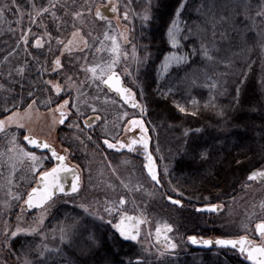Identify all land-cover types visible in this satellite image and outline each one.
I'll return each mask as SVG.
<instances>
[{"label":"trees","instance_id":"16d2710c","mask_svg":"<svg viewBox=\"0 0 264 264\" xmlns=\"http://www.w3.org/2000/svg\"><path fill=\"white\" fill-rule=\"evenodd\" d=\"M2 1L0 0V4ZM52 1L56 2V0ZM102 1L93 0L89 4L94 2L98 4ZM182 1L189 7L180 19L181 32L186 34V30H191L192 33L191 39L183 42L188 45V48L183 50L189 51L192 44H195L198 50L201 47L205 48L211 59L199 53L190 57L187 64L179 68L177 65L171 67L161 78L156 71H149L145 75L146 70L142 67L138 68L134 76L124 75L123 77L128 87L136 94L137 102L146 106V112L142 116L145 127L148 129L151 140H159V149L162 152L159 161L163 168L167 166L171 172L170 176L164 177L165 186L169 183L172 186L178 185V191L183 193L182 196H177L175 192L165 193V188H160L165 196L160 198L158 203L162 204L164 211L172 214L170 223L174 225L177 234L184 241L188 235L196 234L205 237L221 234L220 220L210 225L209 221L204 219L207 215L203 216L195 212L194 205L220 202L225 206L226 202L222 200L224 197L228 198L235 194L241 185L240 181L245 180V174L255 167L264 166V88L260 86L261 79L264 77L261 71L264 64L263 50H261L264 45V36L260 35L264 34V23L261 22L260 17L256 16L262 0ZM30 3L40 6L45 4V0H16V5L22 10H29ZM175 6H177V0H166V7L161 9L164 19H167V12ZM11 8H13L12 5ZM197 9L200 10L197 11ZM246 16L253 19H246ZM6 24L12 27L14 23L7 20ZM83 29L80 32L86 36ZM47 30L54 37L51 41L55 43L57 37L53 28L48 25ZM10 32L0 33V85L3 86L0 89V109L5 102L11 109L13 102L19 101L22 93L27 96L30 90L35 93L34 98L38 99L46 93L44 90L46 86L42 83L45 77L41 74L34 78L25 73L23 80L16 75L15 56L7 53L8 47H12L17 42L18 32L17 34ZM164 32L166 33V29ZM138 39L136 45L140 58L145 54L143 45H149L148 50L152 52H156L158 47H166L160 44V19L154 21L150 28L144 31L141 28ZM164 39L166 40V35ZM4 55L10 59L1 61ZM55 55L56 53H52L49 58ZM41 63L39 61V64ZM249 65H251L250 72ZM242 72L246 73V76H242ZM64 77L59 70L47 79L62 82ZM245 79L247 83L241 84L240 101L237 103L234 99L235 88L238 82ZM157 84L161 92L171 89V94L161 97L154 91ZM65 89L66 91L56 97L57 101L66 98L71 100L73 91L71 88ZM32 98H27L21 109ZM176 101L186 107L187 114L178 111L174 103ZM193 101L197 103L193 104ZM131 110L138 111V109ZM71 111L75 114V111L72 109ZM192 112L196 115H191ZM10 113L0 111V120ZM65 125L55 129L57 136L67 132ZM197 128L202 131L196 133L194 130ZM186 129L193 130L187 138L184 136ZM179 136L184 139L165 142ZM94 138L97 139L96 132L92 139ZM60 142L61 146L68 149V154L70 151L73 154L75 142L73 146L63 139ZM184 149L188 150L187 154ZM199 150L207 152V159L200 158ZM71 154L68 157L73 161ZM237 161L242 163L237 164ZM46 166L50 168L52 162H46ZM160 170L163 176L164 171ZM167 194L180 199L183 206L170 204L166 198ZM71 197L73 196L59 197L60 202L46 217L44 225L39 229V234L19 235L13 241L10 250L0 253V261L7 256V264H17L18 260L22 264L25 253L28 259L36 261L39 259L38 246L43 244L49 248H62L65 254L78 264H91L93 257L83 245L69 250L57 237L53 238L55 235L53 229L58 230V226L73 224L76 214L81 212V209L75 207L78 202L71 201ZM64 200L68 203H63ZM13 212L15 211L12 210V214L10 213V216L6 218L7 221H12ZM2 239L3 236L0 235V240ZM184 243H186L184 247L182 243L178 244L180 249L176 252L175 264H225V261L226 264H241V258L230 252L222 251L217 257L214 255L215 248L212 250L194 248L187 242ZM140 250L137 244L130 249L128 242L122 243L121 252H127L134 261L141 259L144 264H156V259L151 260L145 256L144 252L138 255ZM8 251L12 255L9 256ZM53 259L59 258L49 255V264H52ZM243 264L248 262L244 261Z\"/></svg>","mask_w":264,"mask_h":264},{"label":"snow or ice","instance_id":"6c2138e0","mask_svg":"<svg viewBox=\"0 0 264 264\" xmlns=\"http://www.w3.org/2000/svg\"><path fill=\"white\" fill-rule=\"evenodd\" d=\"M91 12V7L93 5H86ZM96 7L95 17L96 19L103 20L104 17L101 9L103 7L110 6L113 13L117 12L118 6L109 0L108 5L100 4L94 5ZM10 6L7 4L0 5V18L3 17L5 9ZM12 7H16L17 11L21 9L16 5V0H12ZM55 7V4L49 3L47 7H37L35 4H32L34 10V15L29 13L30 24L36 23V19L42 17L44 13H50L54 20L58 19L56 14L52 9ZM166 7V0H148L145 8L142 13H139L138 16L142 21V31L150 28L152 23L157 19H160L161 23V40L160 44L166 47H158L156 52L149 51V45H143L145 54L142 58L138 56V47L135 43H132L131 49V59L137 63L138 68L142 67L146 70L145 75L149 71L159 72L160 68H163L165 72L169 70L173 63H175L178 68L181 65L187 64L190 57H194L199 53H202L205 58L211 59L208 51L201 47L197 49L195 44H192L189 51H182V49H187L188 45L184 44V41H188L192 37L191 30H186V34H182L179 21L183 15V12L188 9L189 5L187 3L177 0V6H175L171 11L167 12V19L163 18V13L161 9ZM200 9H197L199 11ZM129 13L124 12L123 19L128 20ZM83 16V13L76 12L75 18H80ZM256 16L261 18V22L264 23V0H262L261 5L256 11ZM246 19H253L250 16H246ZM44 28L42 34H35L31 32V27L27 31H22L20 37L18 38L17 43L23 44L25 46V52L27 53V46L32 42V47L35 49H43L45 47V41H51L54 37L47 30L46 25H39ZM75 27V25H73ZM166 29V33L164 32ZM57 31H59V25H57ZM166 35V40L164 39ZM264 36V34H260ZM72 38L67 40V43L64 42L62 38H55L56 45L59 48L61 56L71 54L74 52L73 45L75 38L79 37L80 40H84V37L81 36L79 29L73 31L71 34ZM105 39L112 40V48L110 51L113 54V59L101 69L102 75L97 77L95 74L97 68H87L85 71L92 73V79H100L104 85L107 86L108 90L114 91L118 98L122 100L125 104L129 105L133 109H139L141 116L146 112V106L137 103L136 94L130 89L123 85L121 75L116 70L117 65L120 62L121 48L117 43L116 37H109L105 33ZM121 39L127 44L130 43L129 36L127 33L121 34ZM84 46L88 47L87 42H84ZM56 49H53L51 44H48V51L54 52ZM82 51V49H79ZM124 58H128V54L124 53ZM27 65H22L15 69L16 75L20 77V80L25 79V73ZM64 66L59 57H56L52 61V72H59ZM43 71H47L46 68H43ZM251 71V65H249V72ZM262 73H264V64L261 67ZM124 75L131 76L132 74L128 71L127 67L124 69ZM242 76H246V73L242 72ZM106 76V78H105ZM18 82V81H17ZM45 85V91L49 90L50 86L51 92L55 93V97L48 95L47 99L44 101L38 99H32L31 103L27 104V108L24 109L22 113L20 111L23 104L26 102L27 98L35 96L33 91H28L27 96L23 93L20 95L19 101H15L12 104L10 109L5 102L4 106L0 111L3 113L11 112V115H7L5 119L0 120V132L5 130L6 125L12 126L15 125L16 129L25 128V120L27 114L33 109L34 106H37V110L41 104L47 108L48 113L53 117V124L64 125L65 121L69 119L68 109L75 108V115L77 118L83 116V112L80 110V104L78 101H73L70 103L68 99H64L62 103H57L56 97H59L62 92L66 91L65 88L59 83H54L52 80L42 81ZM68 87L72 86L73 78L67 76L65 80ZM247 83V79L242 82H238L235 88V101L239 103L240 93L242 91L241 84ZM215 86V85H214ZM260 86L264 88V77H262ZM21 84V88H23ZM3 86L0 85V89ZM5 91H7L5 89ZM155 92L159 93L161 97L171 94V89L167 92H161L160 86L157 84L154 89ZM175 106L178 108L180 113L187 114V109L185 106L181 105L178 101L174 102ZM196 101H193V104H196ZM55 104V107L52 105ZM207 106V105H206ZM15 109V111H13ZM92 111L98 112L96 108H92ZM59 114L58 121L55 119L56 114ZM221 115L223 113H220ZM126 115V113H125ZM191 115H196L195 112H192ZM103 118L97 114L93 118L86 119L84 121V128L92 127L93 121H101ZM127 127L124 128L125 133L129 134V138L126 142H121L119 139H114L110 141L105 138L103 145L106 146L109 150H115L120 152L123 149H127L128 153L139 154L141 151L143 153V168L147 172L146 179H150L158 188H165V193L175 192L177 196H182L183 193L178 191V185L172 186L170 183L168 186L164 184V177L171 175L169 168L166 166L164 168L163 176H161L155 167V161L153 153L149 151V136L148 129L145 127V122L142 119H129L127 121ZM69 127H75L78 130L80 129L79 124H72ZM135 129L139 130L140 136L137 139ZM190 131L186 129L184 131V136L187 138L190 134ZM196 133H200L202 129H195ZM88 140H91L92 137L88 136ZM23 140L31 146L32 149H46L51 155H37L33 150H25V148L20 147L16 136L13 135L10 143L14 146L13 151H16L22 154L25 158L32 161V171L35 176V182L38 187H33L30 192L27 193V198L24 199L22 195H15L12 199L20 201L23 203L20 205V213L17 215V227L15 230H9L7 225H5V230L0 233L3 236V239L0 240V253L10 250L13 244V241L19 235L32 236L34 234H39V229L44 225L45 219L48 215L50 209H52L56 203L57 199L61 196L68 197L72 194H77L80 192L81 185V175L76 171L75 167L67 166V157L65 155H60L58 152L52 148V146L46 142L37 141L33 139L30 135H25ZM83 143V141H81ZM68 149H65L67 152ZM159 151V149H157ZM187 149H184L185 154H187ZM193 151H197L193 149ZM199 156L202 160L207 159V152L205 150H199ZM48 160L56 161V166L50 168V170L45 169V164ZM242 162L237 161V164ZM62 174H69L71 176V183L68 189L65 188L64 183L61 180ZM258 177L264 178V171L252 172L248 175L247 179L249 181L255 180ZM165 193H161V198H164ZM154 195V193H153ZM167 200L170 204L182 207V201L178 198H173L171 194H167ZM206 199V198H205ZM63 203L67 204L68 201L64 200ZM126 201L121 197L117 202L105 201L102 205V211H94V205L88 204L87 202H82L75 205L76 208L81 209L80 213L76 214L74 218V223L67 226H58V231L60 232L61 243L66 245L67 249L72 250L74 248H80L83 245L86 250L92 255L93 259L91 264H144V261L141 259H136L135 261L127 252H121V247L123 242H128L129 248L131 249L135 244L139 243L140 229L139 225L144 223L143 218H137L131 215H128L124 210V205ZM12 205L6 203L3 205L5 211L10 210ZM261 211L264 212V203L260 204ZM220 209V205L208 204L206 207L196 208V212L200 213H215ZM32 210H38V214L33 217V224L35 227H21L20 222L23 220L24 216L31 212ZM57 229H53L55 233ZM173 231L170 225H165L163 229L157 227V243H160V238H163V244L161 247L157 248L156 251V264H175L176 250L178 248L177 243L173 242L165 233H171ZM244 231L248 233V229L245 227ZM259 237V242L256 241L255 237ZM183 239V238H182ZM188 244L197 246L202 249L212 250L216 249L214 253L215 256H219L220 252H230L232 255H236L241 258V264L244 261H247L248 264H264V217L260 219V222L255 224V230L252 233L246 235H238L236 238H223L217 237L212 238H203L201 235H188L187 241ZM83 250V249H82ZM144 251L143 246H141L140 254ZM8 255H12L8 251ZM49 255L58 257L59 259H53L52 264H78L77 261L71 259L68 255L65 254L62 248H49L47 245L38 246L37 256L38 260L33 261L27 258V253H25V258L23 259L22 264H49ZM127 257V260H125ZM7 256L3 257V260L0 261V264H7ZM17 264H20L18 260ZM226 264V261H225Z\"/></svg>","mask_w":264,"mask_h":264},{"label":"rangeland","instance_id":"374dc122","mask_svg":"<svg viewBox=\"0 0 264 264\" xmlns=\"http://www.w3.org/2000/svg\"><path fill=\"white\" fill-rule=\"evenodd\" d=\"M88 1L89 0L51 1V3L55 4L52 11L55 12L58 19L54 20L50 13H44L42 17L36 19V23L30 24L29 13L34 15L31 3L29 4V6H31L29 10L21 9V11H17L15 7L11 8L12 0H3L0 5L7 4L10 7L5 9L3 17L0 18V33H4V31H11L10 33L13 32L17 34L18 32L17 36L19 38L22 31H27L28 28L31 27V32L39 35L40 33L34 28H40L39 25L41 24L48 26L49 22H45V20H48L50 21V27H52L55 32V37L62 38L64 42L67 43V40L72 38L71 34L73 31H76L78 28L80 31L84 28L83 31L86 33V36L82 32L80 33L87 42L88 47L83 46V48H79L82 49V51L77 49L71 54V56L68 55V58H65L67 73L64 74V81L57 82L55 80V82H53L59 83L61 86H65L68 89L71 88L73 91L71 101L79 102L80 110L83 112L84 117L99 114L103 118L101 121H97L96 123L93 122V126H101L102 133L110 137H114L116 132L121 129V142H126L129 138V134L124 131V128L128 126L127 121L123 123V121L119 120V122H116L117 124L110 125L109 118L116 117L117 113L125 115V113L127 114V112H133V110H131L127 105L121 103V101L117 99L114 94L104 88L100 79L93 80V74L85 71L84 69L97 68L95 75L99 77L102 75L101 69L113 59V54L110 51L112 48V40L105 39V33H107L109 37L115 36L117 43L120 45V62L117 65L116 70L120 73L121 77L124 76L125 67H127L128 71L134 76L138 70V65L136 62L133 63V66L129 65V63L133 62L131 59L132 43L130 42L126 44L121 39V34L125 33V31L122 32V27L117 24V20H115V24H117L116 29L113 27L111 28V26H113L111 22L103 23L97 21L94 14V11L96 10L94 5L96 3L94 2L89 4ZM138 1L111 0L112 3L117 4L121 8V11H127L129 5L131 6V3H138ZM48 5L49 3L45 4V6H36L39 8L47 7ZM86 5H93L91 7V12H89V8ZM76 12L83 13V16L75 18ZM69 14L71 15L68 16ZM82 19H84V21H82ZM7 20L14 23L12 27H9V25L6 24ZM179 24L182 29V21H179ZM57 25H59V31H57ZM73 25H75V27H73ZM40 29L41 33H43L44 28L42 27ZM76 39L79 41L80 38L77 37ZM129 39L131 41V36H129ZM79 43L80 41L78 43L76 42L74 45L78 44L77 46H79ZM15 46L16 45L14 44L12 47H8L9 51L7 54L11 56L14 55V60L17 62V50H15ZM24 50L25 46L23 45L21 48L22 54ZM261 50H263L264 55V45H262ZM182 51L185 50L182 49ZM125 52L128 54L127 59L124 58ZM7 59L9 60L10 58L7 56ZM173 66H176V64L173 63L171 67ZM15 69L16 68L14 67V70ZM165 73L164 69L160 68L157 75L161 78ZM67 76H71L73 78L71 87H68L65 83ZM125 85H127V82H125ZM39 100L44 101L46 99ZM93 107L96 108L98 112L94 113L92 111ZM26 108L27 107L20 109V111L23 113ZM71 109L76 113L75 108L70 107V110ZM8 115H11V113ZM5 118L6 117L3 119ZM125 118L127 117L125 116ZM55 119L58 121V113L56 114ZM70 119L72 118L69 117V119L65 121L66 125L64 128L67 132L57 136L54 131L60 126V124H53V117L48 113L47 108L41 104L38 110L37 106H34L30 113L27 114L25 128L17 130L15 125H6L5 130L0 132L1 233L5 230V225H7L9 230H15L18 224L17 215L20 213V205L23 201L14 200L12 197L15 195H22L25 197L32 184L35 183V176L32 171V161L25 158L22 154L11 150L14 148V146L10 143L12 136H16L20 147L25 148L26 151L33 150L37 155L49 156L44 152H39L37 149L28 148L23 142V137L25 135L33 134L38 138L41 137L47 140L50 144H53L56 149L59 148V152L62 153L63 151L64 154L69 156L72 152L70 151L69 154L68 151L65 152V149L67 148L61 146L60 140L63 139L66 143L71 144V146H73V143L75 142L76 149L88 144V141H91L87 139V137L90 136L88 130L82 127V125L79 124L80 122ZM72 124H79L82 131L75 127H69V125ZM135 133L136 138L138 139L140 136L139 130L135 129ZM81 141H83V143H81ZM126 151L127 149H123L120 152L124 153ZM140 153H142V151ZM98 155L99 154L89 160V162H84V166L82 168L79 167L82 172L81 174L83 175L81 179L80 192L71 195L73 197H71L70 200L73 202L76 201L78 204L87 202L88 204L94 205V211H102V205L105 201L118 203L119 199L123 197L126 201L123 206L126 213L128 215L129 213L137 215L145 221L141 225L139 243L137 245L140 248L143 246L145 256L149 257L151 260L156 259L157 248L161 247L157 241H155L153 236V230L155 227H162V225L166 224L173 227V231L170 234L171 239L173 242L177 243V245L179 242L182 243L184 247V244H186L184 242L187 241V238L183 241V239L177 234L174 225L170 223L172 214L164 211L162 204L158 203L160 201L161 190L155 186L150 179H146L147 172L144 168L142 169L141 165L139 168L140 162H138V160H134L132 162L122 160L123 165L118 167V165L110 163L107 160L108 157L105 156V158H103ZM124 157L125 154H122L120 159H124ZM49 161L51 160H48L47 162ZM73 161H71L70 158H67V162L69 164L76 165L74 164L76 162L74 161L73 163ZM142 161L144 163L143 156ZM261 168L264 169V166ZM45 169H48L46 164ZM249 187L251 190L246 191V194L249 196L248 198L247 196L245 198L244 196L235 195L229 203L226 202L225 206H223L220 202H217V204L222 207L221 212H215L214 215H208L204 218L209 221L210 225H213L215 222L220 220V228L222 230L221 234L224 235L219 233L216 236H223L224 238L237 237L238 235L242 236L254 232L255 224L258 223L262 217H264V212H262L260 208V204L264 203V180L258 184H252ZM60 200L61 199L58 198L57 203L60 202ZM6 203L12 205L10 210L5 211L3 209V205ZM53 209L54 208L49 210L48 215ZM227 209L231 211V213ZM12 210L15 211L13 212L12 221H7L6 218L10 216V213L12 214ZM37 214L38 210L33 211V213H27L20 222V226L25 228L29 226L35 227L33 224V217ZM199 216L203 217L202 215ZM245 227L249 230L248 233L244 231ZM53 234H55L53 235V238L56 239L57 237V239L60 240V232L58 230L55 233L53 232ZM216 236L210 235L209 237L214 238ZM255 239L259 242L258 236L255 237ZM179 249L180 248L178 247L176 252Z\"/></svg>","mask_w":264,"mask_h":264},{"label":"flooded vegetation","instance_id":"af4514ba","mask_svg":"<svg viewBox=\"0 0 264 264\" xmlns=\"http://www.w3.org/2000/svg\"><path fill=\"white\" fill-rule=\"evenodd\" d=\"M51 1L52 0H45V4L50 3ZM92 1L93 0H89L88 3L92 2ZM108 2H109V0H103L102 2H98V4H95V5H100V4L108 5ZM147 2H148V0H139L138 3H131V6L129 5V7L127 9V12L130 13L128 15V20L127 21H125L123 19L125 11H121V8L118 5H117L118 9H117L116 13H113L111 11L110 6L103 7L101 9V11L103 12V15H104V17H106V19L99 20V19H96V17H95V19L97 21H100V22H103V23L104 22H109V23L111 22V24H113V26H111V28L113 27L114 29L117 28V24H118L120 27H122V32L125 31L128 34V36H131V43H135L136 44V42L139 41L138 36H139V32L141 31V28H142L141 27L142 21L139 18L138 14L142 13L141 10H143L145 8ZM45 4H44V6H45ZM153 4H155V0H153ZM95 12H96V10L94 11V14H95ZM79 20H81V19H79ZM115 20H117V24H115ZM82 21H84V19H82ZM45 22H49L48 25H50V21L45 20ZM40 28H42V27H40ZM40 28L37 27L35 30L36 31L38 29L41 30ZM111 28H110V30H111ZM38 32L40 34H42L41 31H38ZM79 41H80L79 46H77L78 44L77 45H73V48L76 49V50L77 49L79 50V48H83V46H84L85 39L84 40H80L79 39ZM79 41H78V39L75 38L74 44L76 42L78 43ZM49 43L51 44L53 49H56L54 52L50 53L48 51V44ZM15 45H16L15 46V50H17V59H18V61L16 62V65H15V68H18V67L26 64L28 66L27 69H26V74H28L29 76H32V77L36 78V76L38 74H41V76L45 77V79H43V80H51L49 78L47 79V77L51 76V75H54V73H55V72L51 71V68H52V61L56 57H59L61 59V62L63 64V66H64L62 69H60V73L61 74H66L67 73L66 64H65V58H68V54H65V55L61 56L59 48L56 45V42L54 43L52 41L51 42L50 41H45V47L43 49H35V48H33L31 46L32 45V41L30 40V43L27 46V53L24 50L23 54L21 52V48L23 47V45L18 44L16 42H15ZM52 53L53 54L56 53L55 57L52 56L51 58H49L50 54H52ZM6 60H7V56L4 55L1 58V61L5 62ZM39 61L42 62V63L39 64ZM133 63H134V61L132 62V64H130V63L129 64L133 66ZM42 66H43V68H46L47 71H43L42 70ZM52 81L55 82V80H52ZM122 81H123L125 87L127 86V88H130V87H128V85H125V80H124L123 77H122ZM48 88H49L48 92H46L45 95L42 96L39 99H47L48 95H51V96L55 97V93L51 92L50 86H48ZM62 88H66V87L62 86ZM112 94H114V93H112ZM71 98H72V94H71ZM32 99H34V97ZM35 99H38V98L35 97ZM66 99H68V98H66ZM31 100H29L28 103H31ZM56 101H57V99H56ZM62 101H63V99H60L59 101H57V103H62ZM69 101H70V103L72 102L71 100H69ZM27 104L24 105L23 108L27 107ZM53 106L55 107L56 105L53 104L52 107ZM131 109H133V108H131ZM68 114H69V117L73 116L72 117L73 120H76V121L80 122L79 124L82 125V127H84V121L88 117H90V116H88V117L82 116V117L77 118V117L74 116L75 114L72 113L70 108L68 109ZM125 116L127 118H125ZM132 118L142 119L144 121V119L142 118V116L140 114V111H135V112H129V113L127 112L126 115H124L122 113L121 114L117 113L116 117L109 118L110 119L109 123H110V125H113V124L115 125V124H117L116 122H119V120H121V121H123V123H125V121H128L129 119H132ZM72 119H70V120H72ZM93 122L96 123L97 121L94 120ZM100 127L99 126H93V124H92V127L86 128L88 130V132L92 134V135H90L88 133L92 138H93L94 132H96L97 139L96 138L91 139V141H88L89 142L88 144H85L82 147H78V149H76V147H75V149H73L74 152L72 154V157H73V160L76 162V163H74V161H73V163L76 164L75 166L78 168L79 174L81 175V179H82L83 175L81 174L82 172L80 171L79 167L82 168L84 166V162H87V161L89 162V160H91L97 154H99L98 155L99 157H103V158H105V156L108 157L107 160L110 163H112L113 165H118V167L123 165L122 160H125L126 162L127 161H129V162L131 161L132 162L134 160H136V161L138 160V162H140L139 163V168H140V165H141V167L143 169V166H142V163H143V161H142V156L143 155L142 154L143 153H139V154L130 153V155H129V153L127 151L124 152V153L123 152H117L115 150H109V149L106 148V146L103 145V141H104L105 138H108L110 141H113L114 139H119L121 141V139H122V136H121V134H122L121 131L122 130L121 129L116 132V135L114 137H112V136L110 137V136H107L106 134H103L102 131H101L102 127L101 128ZM148 136H149V134H148ZM183 139L184 138L179 137V138H173V139L165 140V142L179 141V140H183ZM157 149H159V140L158 139L151 140V138L149 137V150L153 153L156 170L161 175V170L160 169H162V171H164V168L162 167V163H160V161H159V158L161 157L162 152H161L160 149H159V151H157ZM56 150L60 151L59 148L56 149ZM86 152H87V154H86ZM44 153H46V152H44ZM91 153H93V154H91ZM122 154H125L124 159H120ZM66 157L69 158L67 155H66ZM254 169H258V170L264 171V169L256 168V167L251 169V170H254ZM247 173L245 174V180H243L242 182L240 181L241 185L235 191V194H233L231 197H228V198L224 197V199H223L224 202H228L229 203L231 201V199H233L235 197V195L236 196H244L245 198L247 196V198H248L249 196L246 194V191L247 190H251L249 186L252 185V184L253 185L254 184H258V183H260V182H262L264 180V178L259 177V178L255 179V180L249 181L246 178ZM203 204H205V203H203ZM203 204L194 205L193 210L195 211L196 208H200L201 206H203ZM221 209H222V207H220L218 212H220ZM229 212L231 213V211H229ZM198 213H200V212H198ZM201 214L203 216L204 215H207V216L208 215H214V213L213 214H209L207 212H204V213H201ZM258 222H260V221H258ZM141 225L142 224L139 225L140 226L139 227L140 230H141V227H142ZM164 226L165 225H162V227H164ZM162 227H160V228L162 229ZM156 229H157V227H155L154 230H153V236H154L155 241H157ZM172 229H173V227H172ZM254 230H255V226H254ZM170 234L171 233H167V235H169V237L171 238ZM194 235H196V234H194ZM203 238H210V237L209 236H205V237L203 236ZM214 238H216V237H214ZM159 246H162V244L159 243Z\"/></svg>","mask_w":264,"mask_h":264},{"label":"water","instance_id":"95a60500","mask_svg":"<svg viewBox=\"0 0 264 264\" xmlns=\"http://www.w3.org/2000/svg\"><path fill=\"white\" fill-rule=\"evenodd\" d=\"M105 78H106V76H105ZM121 79H122V77H121ZM122 83H123V81H122ZM102 85L104 86V88H106L107 90H108V88H107V86L106 85H104L103 83H102ZM123 85H124V83H123ZM110 93H114L115 95H116V93L114 92V91H110V90H108ZM116 97H117V99H119L118 98V96L116 95ZM121 102L123 103V104H125L122 100H121ZM127 105V104H126ZM129 106V105H128ZM130 107V106H129ZM132 108V107H131ZM95 115H93V116H90V117H88L87 119H90V118H93ZM33 139H36L37 141H42V142H46V143H48L45 139H43V138H38V137H36V136H34L33 134H29ZM23 142H24V144L25 145H27V147L28 148H31V146L30 145H28L27 144V142L26 141H24L23 140ZM49 144V143H48ZM51 146H52V148H54L55 150H56V148L54 147V145L53 144H50ZM39 152H46L49 156L51 155L46 149H37ZM57 152H58V154H60V155H65V154H63V152L61 153V152H59L58 150H56ZM66 156V155H65ZM51 162H52V166L51 167H53V166H56V161H54V160H51ZM66 163H67V166L68 167H75L76 168V171L79 173V171H78V168L75 166V165H71V164H69L67 161H66ZM50 167V168H51ZM50 168H48V169H46V170H50ZM259 172V171H261V170H258V169H254V170H251V171H249L248 173H247V175H246V178L248 177V175H250L252 172ZM259 178V177H258ZM61 180H62V182L64 183V186H65V188L66 189H68L69 187H70V183H71V176L69 175V174H62L61 175ZM33 187H38V185L36 184V182L32 185V187H30V189L28 190V192H30L31 191V189L33 188ZM80 188H81V186H80ZM27 192V193H28ZM27 193H26V195H25V197H24V199H26L27 198ZM72 195H74V194H72ZM208 204H212V203H205V204H203V206H201V207H206ZM213 205H218L217 203H214ZM200 207V208H201ZM33 211V210H32ZM209 214H213V213H209ZM129 215H131V216H134V217H137V218H141V217H139V216H137V215H134V214H132V213H129ZM140 227V226H139ZM162 229H163V227H162ZM166 235H167V233H165ZM169 236V235H168ZM217 237H219V236H216V238ZM170 238V237H169ZM224 238V237H223ZM226 238H236V237H226ZM171 239V238H170ZM212 239H215V238H212ZM160 244H163V238L161 237L160 238ZM193 246V245H192ZM194 248L196 247V248H199V247H197V246H193Z\"/></svg>","mask_w":264,"mask_h":264}]
</instances>
